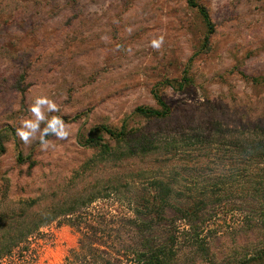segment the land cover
<instances>
[{"label":"rangeland","instance_id":"rangeland-1","mask_svg":"<svg viewBox=\"0 0 264 264\" xmlns=\"http://www.w3.org/2000/svg\"><path fill=\"white\" fill-rule=\"evenodd\" d=\"M196 1L213 22L204 49L207 28L187 0H0V214L8 219L21 210L42 214L50 204L99 192L75 213L83 216L80 226L87 220L97 228L114 222L117 231L111 236L136 245L132 229L121 225L133 216L135 198L145 185L133 173L158 170L165 153L102 158L97 148L81 145L89 130L119 127L125 120L138 136L254 120L250 115L264 108V0ZM159 37L163 43L155 49L151 41ZM184 75L189 82L183 90L161 83ZM249 76L259 79L254 83ZM153 92L170 105L169 118L134 112L139 105L158 107ZM38 96L58 107L45 112L39 128L58 116L69 132L65 139L50 132L46 147L39 129L27 144L16 135L21 121L34 119L28 109ZM116 147L121 150L120 144ZM171 163L165 162L168 171ZM112 186L117 189L108 191ZM31 198L37 204L30 208L26 201ZM219 218V231L209 237L212 264L231 260L256 240L230 212ZM72 219L62 215L40 226L0 264L64 263L79 237ZM6 228L0 222V232ZM121 257L120 264H132ZM176 261L211 264L187 248Z\"/></svg>","mask_w":264,"mask_h":264},{"label":"trees","instance_id":"trees-1","mask_svg":"<svg viewBox=\"0 0 264 264\" xmlns=\"http://www.w3.org/2000/svg\"><path fill=\"white\" fill-rule=\"evenodd\" d=\"M187 3L198 9L207 28L202 42L204 49L213 32V22L207 9L196 0ZM249 79L256 83L259 76ZM188 82V76L184 75L180 80L161 83L180 91ZM153 97L158 107L139 105L134 112L155 120L169 118L173 112L168 102L157 92H153ZM250 117L254 119L252 122L235 126H223L216 121L213 124L216 127H207L206 131L181 126L160 134L149 132L138 136L127 129L125 120L115 128L93 126L81 145L97 148L102 158L145 155L155 150L165 153L158 170L133 173L145 185L135 198L133 216L126 217L121 225L132 229L136 245L128 242L125 245L124 238L111 236L117 231L114 222L102 228L98 222L97 228L94 220H87L84 227L80 226L83 216L75 213L100 194L87 197L77 194L48 205L42 214L30 216L21 210L16 217L7 216L9 219L0 214V222L7 225L0 232V260L11 256L14 247L26 241L33 231L63 215L73 216L79 237L77 246L66 254L62 264H120L122 255L132 264H176L179 252L185 248L201 253L212 264L209 237L219 231L216 221H220V215L230 212L234 223L241 224L242 231L254 232L256 240L220 264H264V108ZM119 144L121 150L116 147ZM169 160L170 171L164 167ZM115 189L117 186H112L108 191ZM36 204L35 198L26 201L30 208Z\"/></svg>","mask_w":264,"mask_h":264},{"label":"clouds","instance_id":"clouds-1","mask_svg":"<svg viewBox=\"0 0 264 264\" xmlns=\"http://www.w3.org/2000/svg\"><path fill=\"white\" fill-rule=\"evenodd\" d=\"M163 43V37L153 39L151 46L158 49ZM43 109V110H42ZM28 111L32 114L34 119H25L21 121V126L16 129V135L25 144L29 143L30 138L35 137L37 130L40 131L41 146L46 147L47 141L44 139L46 133H54L58 139H65L68 137L69 132L66 129L65 122L58 116L47 118L45 127L41 130L39 128L40 122L46 119L45 112H57L58 107L55 102L46 96H38L30 105Z\"/></svg>","mask_w":264,"mask_h":264}]
</instances>
